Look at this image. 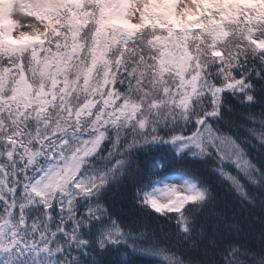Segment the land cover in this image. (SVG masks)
<instances>
[{"label": "clouds", "instance_id": "9594fccd", "mask_svg": "<svg viewBox=\"0 0 264 264\" xmlns=\"http://www.w3.org/2000/svg\"><path fill=\"white\" fill-rule=\"evenodd\" d=\"M0 264H264V0H0Z\"/></svg>", "mask_w": 264, "mask_h": 264}, {"label": "snow or ice", "instance_id": "6c2138e0", "mask_svg": "<svg viewBox=\"0 0 264 264\" xmlns=\"http://www.w3.org/2000/svg\"><path fill=\"white\" fill-rule=\"evenodd\" d=\"M73 10H74V11L76 10L75 6H73ZM6 23H7V21H6ZM9 31H10V29H9ZM4 39L11 41V36L5 35V36H4ZM12 43L15 44L16 42L13 41ZM17 51H19V49H17ZM5 72H7V69L5 70ZM152 203H153V206H157L156 203H155L154 201H153Z\"/></svg>", "mask_w": 264, "mask_h": 264}]
</instances>
